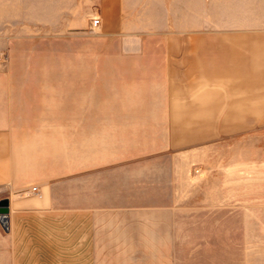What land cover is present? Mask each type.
Masks as SVG:
<instances>
[{"label": "crops", "instance_id": "1", "mask_svg": "<svg viewBox=\"0 0 264 264\" xmlns=\"http://www.w3.org/2000/svg\"><path fill=\"white\" fill-rule=\"evenodd\" d=\"M15 1L0 0V29L15 21ZM203 2L144 0L138 16L123 19L121 0H101L99 27L108 34L132 33L141 10H153L147 26L165 42L154 51L158 112H128L122 69L100 95L94 79L65 94L62 81L16 80L15 67L0 62V264L143 263L146 243L159 248L166 231L146 223L143 205H127V169L136 168L132 182L142 187L145 164L264 121V0H220L216 32ZM146 121L163 124L146 129ZM146 136L161 141L148 154Z\"/></svg>", "mask_w": 264, "mask_h": 264}, {"label": "rangeland", "instance_id": "2", "mask_svg": "<svg viewBox=\"0 0 264 264\" xmlns=\"http://www.w3.org/2000/svg\"><path fill=\"white\" fill-rule=\"evenodd\" d=\"M38 1L16 0L15 21L0 29L1 37L15 35L14 40H0V62L15 67L16 80L62 81L65 94H70L78 91L74 86L94 79L100 95L104 90L98 87L105 80L120 82L122 69L128 112H158L160 106L153 101L163 89L153 72L161 57L154 51L164 49L165 42L147 26L155 17L153 10H141L132 33L108 34L99 24L90 26L92 17L100 21L101 0H42L41 8ZM164 1L168 6L169 0ZM203 1L208 4L209 31H219L220 0ZM143 4L121 0L122 18L138 16ZM39 20L41 24L35 22ZM123 50H144L145 56H121ZM129 67L133 72H126ZM129 76L132 80L127 81ZM202 123L206 128L211 122ZM145 124L157 129L163 122ZM250 124L240 131L227 127L145 164L142 187L132 182L136 168L127 169L132 178L122 185L127 205H143L146 223L166 231L159 248L146 243L143 263L141 257L138 264H264V121ZM160 144L146 136V154ZM134 195L137 201L131 199Z\"/></svg>", "mask_w": 264, "mask_h": 264}, {"label": "built area", "instance_id": "3", "mask_svg": "<svg viewBox=\"0 0 264 264\" xmlns=\"http://www.w3.org/2000/svg\"><path fill=\"white\" fill-rule=\"evenodd\" d=\"M99 24V18L97 16H94L90 19V26L91 27H96ZM30 192L35 193L36 192V188L34 186H32L30 188Z\"/></svg>", "mask_w": 264, "mask_h": 264}, {"label": "water", "instance_id": "4", "mask_svg": "<svg viewBox=\"0 0 264 264\" xmlns=\"http://www.w3.org/2000/svg\"><path fill=\"white\" fill-rule=\"evenodd\" d=\"M3 220V219H2Z\"/></svg>", "mask_w": 264, "mask_h": 264}]
</instances>
